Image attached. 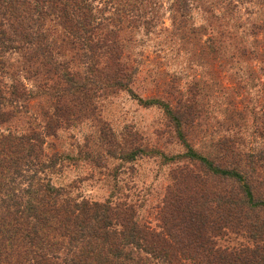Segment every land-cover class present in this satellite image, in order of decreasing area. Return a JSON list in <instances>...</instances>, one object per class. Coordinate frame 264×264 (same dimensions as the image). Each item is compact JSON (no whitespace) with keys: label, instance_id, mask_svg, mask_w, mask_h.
<instances>
[{"label":"trees","instance_id":"1","mask_svg":"<svg viewBox=\"0 0 264 264\" xmlns=\"http://www.w3.org/2000/svg\"><path fill=\"white\" fill-rule=\"evenodd\" d=\"M98 1L99 9L93 0H0V124L28 119L22 132L0 133V264H264V141L251 145L240 135L241 124L233 122L207 153L197 150L187 138L199 126L189 93L176 90L179 97L170 101L143 98L128 88L145 106L163 111L184 153L144 145L111 152L127 161L150 152L172 166L156 225L140 219L136 203L117 183L104 200L75 194L77 185L54 183L66 165L98 160V154L91 155L88 144L77 156L50 153L48 137L70 124L77 107L108 81L117 88L131 81L130 59L124 60L118 32L107 24L152 21L146 5L152 0ZM47 18L64 32L45 33ZM219 37L213 31L203 52L215 56L224 50ZM67 50L74 54L69 59L84 60L83 72L57 59ZM19 51L27 66L14 71L8 58ZM22 70L43 75L37 91L20 80ZM259 134L264 138V125ZM102 144L111 147V139ZM239 236L246 243H229Z\"/></svg>","mask_w":264,"mask_h":264},{"label":"rangeland","instance_id":"2","mask_svg":"<svg viewBox=\"0 0 264 264\" xmlns=\"http://www.w3.org/2000/svg\"><path fill=\"white\" fill-rule=\"evenodd\" d=\"M93 4L98 9L101 6L98 0H93ZM146 5L152 19L148 25L107 24V29L118 32L124 45V60L130 59L131 81L127 88L112 87L108 81L106 89H100L93 100L85 101L88 104H82L79 111L77 107L70 124H64L56 135L48 137L45 147L50 153L70 152L77 156L80 147L88 144L91 155L98 154L95 158L98 160L80 159L77 164L66 165L54 175V183L77 185L75 194L93 200L106 199L110 187L117 183L120 191L136 203L140 219L156 225L172 166L163 164L159 156L150 152L133 161L118 158L111 152H129L144 145V149L156 146L174 155L184 153L185 148L173 132H168L163 111L157 106H145L128 88L143 98L170 101L179 97L176 90L189 93L199 111V126L190 128L187 138L203 153H207L212 141L230 133L228 128L233 122L241 124L240 135L251 145H261L264 141L259 134L264 125V0H152ZM110 9L114 11L113 7ZM108 12H104L106 17ZM43 30L52 37L64 32L50 18ZM213 31L220 35L219 40L223 39L220 45L224 49L215 56L203 52ZM100 51L101 55H108L106 50ZM71 53L72 50H67V56L56 57L68 61L72 70L83 72L84 60L78 55L69 59L74 55ZM24 54L19 51L9 56L14 71L27 66L23 63L27 60ZM109 72L104 71L101 77ZM19 73L20 80L29 88L35 87V91L39 89L35 84L44 80L42 74L37 77L31 70ZM37 102L35 99L30 104ZM27 125L26 117L13 119L0 124V133L22 132ZM109 139L111 147L102 144ZM240 241L246 243L240 236L229 243Z\"/></svg>","mask_w":264,"mask_h":264}]
</instances>
